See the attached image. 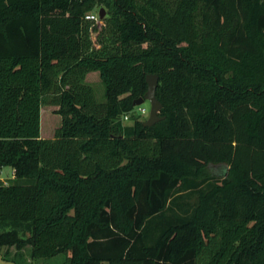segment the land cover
Listing matches in <instances>:
<instances>
[{"label": "trees", "instance_id": "obj_1", "mask_svg": "<svg viewBox=\"0 0 264 264\" xmlns=\"http://www.w3.org/2000/svg\"><path fill=\"white\" fill-rule=\"evenodd\" d=\"M97 6L105 16L86 18ZM149 73L163 118L125 124ZM46 103L61 118L52 139ZM5 165L0 249L264 264V0H0Z\"/></svg>", "mask_w": 264, "mask_h": 264}, {"label": "rangeland", "instance_id": "obj_2", "mask_svg": "<svg viewBox=\"0 0 264 264\" xmlns=\"http://www.w3.org/2000/svg\"><path fill=\"white\" fill-rule=\"evenodd\" d=\"M101 6H97L91 14H93L96 19L98 17V11ZM84 83L90 85L94 91L95 98L98 102L105 101V86L99 76L97 71L89 72L84 77ZM58 109L57 105H52L49 103L43 104L40 109V136L42 138L52 139L56 128L60 125V115L56 113ZM143 109L144 114L139 115V119L146 120L150 112L149 101H144L141 105L134 106L131 113L135 114ZM125 124H131L133 120H124ZM12 168L10 166H0V179H6V182H10ZM185 191H180L178 195H183L185 200H193V195L186 194ZM64 261L63 254H57L50 258H37L33 259L30 256V247L26 246L21 250H16L14 247L1 248L0 249V264H62Z\"/></svg>", "mask_w": 264, "mask_h": 264}, {"label": "water", "instance_id": "obj_3", "mask_svg": "<svg viewBox=\"0 0 264 264\" xmlns=\"http://www.w3.org/2000/svg\"><path fill=\"white\" fill-rule=\"evenodd\" d=\"M105 16V10L101 7L98 11V17L101 19ZM147 89L143 96H140L133 100V106L141 105L144 101H149L150 112L148 118L143 122L144 126H151L154 123L161 120L163 117L159 115V111L162 107L161 102L157 99L155 95V90L158 83V76L153 73H149L145 77Z\"/></svg>", "mask_w": 264, "mask_h": 264}, {"label": "built area", "instance_id": "obj_4", "mask_svg": "<svg viewBox=\"0 0 264 264\" xmlns=\"http://www.w3.org/2000/svg\"><path fill=\"white\" fill-rule=\"evenodd\" d=\"M85 17L88 18V19H94V20L96 19V17H95L93 14H91V13L87 14ZM144 112H145V111H144L143 109H141L139 112H137V113H135V114L131 113V111H130V112L124 114L123 119H124V120H128L129 117H130L131 115L139 116V115H141V114H144ZM11 176H12V177L14 176V170H13V169H12ZM0 180H1L3 183H5V184L8 183V182L5 181L6 179H0Z\"/></svg>", "mask_w": 264, "mask_h": 264}]
</instances>
